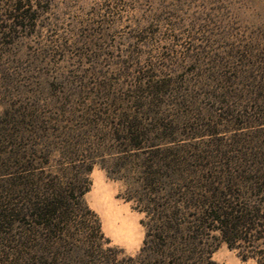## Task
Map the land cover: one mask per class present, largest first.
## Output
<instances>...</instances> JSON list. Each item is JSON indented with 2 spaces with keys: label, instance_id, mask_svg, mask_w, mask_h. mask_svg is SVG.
I'll return each instance as SVG.
<instances>
[{
  "label": "trees",
  "instance_id": "trees-1",
  "mask_svg": "<svg viewBox=\"0 0 264 264\" xmlns=\"http://www.w3.org/2000/svg\"><path fill=\"white\" fill-rule=\"evenodd\" d=\"M11 7L19 18L23 1ZM147 32L154 34L146 31L137 39ZM82 38L90 40L87 34ZM185 47L181 56H164L163 66L151 60L138 68L122 66L117 78L92 66L100 57L89 54V68L44 99V119L34 107H4L0 264H221L213 253L222 243L242 259L264 264V144L256 136L201 140L219 126L264 120V105L251 115L237 113L243 99L232 88L234 80L251 73L222 72L235 57L243 67H255L249 58H259L261 50L251 43L232 45L220 56ZM182 61L194 63L196 74L211 62L209 72L198 75L217 80L215 85L223 80L226 88L206 92L221 94L212 121L189 95L174 101L183 89L162 73ZM251 86L254 93L264 90V75ZM176 103L195 109L170 112ZM96 164L123 183L125 200L144 214L145 235L135 254L112 244L85 200Z\"/></svg>",
  "mask_w": 264,
  "mask_h": 264
},
{
  "label": "rangeland",
  "instance_id": "rangeland-1",
  "mask_svg": "<svg viewBox=\"0 0 264 264\" xmlns=\"http://www.w3.org/2000/svg\"><path fill=\"white\" fill-rule=\"evenodd\" d=\"M16 1L0 0V113L14 104L20 110L23 106L28 110L34 107L44 119V99L69 78L83 74L92 62L89 54L100 57L92 66L117 78L122 66L138 68L150 60L163 66L164 56L170 52L181 56L185 46H200V51L227 56L230 46L246 43L261 50L259 58H249V64L255 67H243L235 57L232 67L222 72L240 74L242 69L241 73H251L249 78L234 80L236 85L232 88L239 90L243 99V110H237L238 114L251 115L264 105V90L251 91L255 88L251 85L262 81L264 75V0H22L23 8L18 12L21 16L15 18L11 4ZM146 31L154 34L147 32L138 40L136 36ZM86 34L90 40L84 43L82 36ZM65 40L69 42L62 48ZM48 50L50 55L46 56ZM209 63L205 61L198 74L209 72ZM182 64H172L162 73L176 80L178 90L183 89L177 91L174 101L189 95L202 116L214 119L221 94L206 92L226 88L223 80L215 85L217 80L196 74L191 61ZM127 80L123 79L125 83ZM195 108L180 109L176 103L170 112H191ZM217 130L215 135L202 136L201 140L229 141L241 136L251 141L256 136L264 144V120L219 126ZM90 178L92 186L85 195L86 202L98 213L112 244L135 254L145 235L141 223L144 214L133 207V202L125 200L123 183L110 178L101 165H95ZM213 259L221 264H254L225 243L216 249Z\"/></svg>",
  "mask_w": 264,
  "mask_h": 264
}]
</instances>
